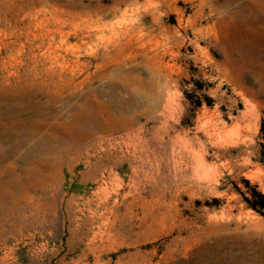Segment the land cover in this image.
I'll return each mask as SVG.
<instances>
[{"label": "rangeland", "instance_id": "rangeland-1", "mask_svg": "<svg viewBox=\"0 0 264 264\" xmlns=\"http://www.w3.org/2000/svg\"><path fill=\"white\" fill-rule=\"evenodd\" d=\"M247 185L264 0H0V264H264Z\"/></svg>", "mask_w": 264, "mask_h": 264}, {"label": "trees", "instance_id": "trees-1", "mask_svg": "<svg viewBox=\"0 0 264 264\" xmlns=\"http://www.w3.org/2000/svg\"><path fill=\"white\" fill-rule=\"evenodd\" d=\"M246 184L249 183L246 181ZM248 194L249 196L243 195L248 207L264 216V194L256 186L249 187Z\"/></svg>", "mask_w": 264, "mask_h": 264}, {"label": "bare ground", "instance_id": "bare-ground-1", "mask_svg": "<svg viewBox=\"0 0 264 264\" xmlns=\"http://www.w3.org/2000/svg\"><path fill=\"white\" fill-rule=\"evenodd\" d=\"M215 1H216V0H215ZM251 1H253V0H251ZM256 1H257V0H256ZM217 2H218V0H217ZM233 2H234V1H233ZM241 2H242V1H241ZM225 3H226V2H225ZM225 3H223V6H224ZM227 3H228V2H227ZM227 3H226V5H227ZM231 3H232V2H230V5H231ZM239 3H240V2H238V4H239ZM236 4H237V3H236ZM226 5H225V6H226ZM236 6H237V5H236ZM214 7H215V6H214ZM227 7H228V6H227ZM231 7H232V6H231ZM234 7H235V6H234ZM234 7H233V8H234ZM235 8H236V7H235Z\"/></svg>", "mask_w": 264, "mask_h": 264}]
</instances>
